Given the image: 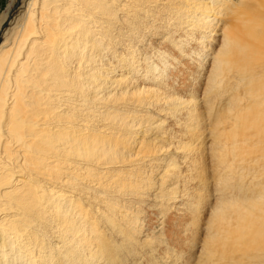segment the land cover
I'll return each mask as SVG.
<instances>
[{
	"label": "bare ground",
	"instance_id": "6f19581e",
	"mask_svg": "<svg viewBox=\"0 0 264 264\" xmlns=\"http://www.w3.org/2000/svg\"><path fill=\"white\" fill-rule=\"evenodd\" d=\"M156 15L164 20L167 19V21L173 20L175 24L178 21L188 31L189 29L194 31L198 27L202 29L203 35L207 30L215 35V29L219 26L220 52L211 61L207 84H211L219 90L218 87L223 84V78L226 77L223 71L224 67L234 68L236 73L241 71L240 76L242 77L246 75L250 78L256 77L253 80L256 83L254 90L257 91L256 97L259 101L254 103L255 106L252 110L250 109L251 111L246 112L245 108L242 113V110H239L233 125L248 119L264 122V0H27L20 17L18 16V19L10 25L8 30L5 32L3 30L4 36L0 42V264L137 263L138 258L134 256V252L141 244V235L148 237L149 231H144L143 226L139 227V230L137 229L136 224L140 218L137 213L134 214L131 202L112 201L114 197L108 195V192L111 191L108 187V184H111L109 181L111 174L108 175V171L95 172L91 175L95 178V182L87 184L89 192L84 193L82 190H78L82 188L81 183H78L72 175V170L76 169L78 162L86 166V170L89 169L93 172L95 169L92 166H95L97 170L103 167L102 165L123 164L127 159L125 150L130 145L127 134H132L134 129L142 133L146 129L143 125L148 122L146 116H142L141 113L137 115L134 110L149 104L155 106L156 110L161 105L167 111V107L173 110L186 102L181 95L168 94L166 90H163L164 87H167L163 83L171 77L168 73L171 63L166 56L160 63L154 61L149 64L151 70L149 73L153 75L148 78L150 83L148 87H138L133 81L129 84L126 77L139 64V58L133 56L138 51L132 48L131 51L129 50L132 57L125 58H122L118 52L122 49L123 38L135 37L137 30L132 27L129 32L133 33L130 36L128 32L124 33L122 28L125 25L128 26L130 22L131 25L141 24L142 19L145 22ZM6 17V15L0 14V29L6 22ZM129 44L132 43L129 42ZM176 45L179 47V51H183L181 41H177ZM129 47L126 48L129 49ZM108 53L114 54L111 56V60L115 55L118 57L111 67L105 70V68L103 69V64L106 61L104 57L108 56ZM112 71H116L113 76L110 75ZM235 77L237 78V76ZM238 99L233 98V101H238ZM254 101L256 100L254 99ZM176 109L178 110V108ZM229 109L228 112H233ZM208 112L210 114L211 111ZM178 114L180 115V112ZM93 119L96 120L94 123ZM244 126L246 127V125ZM179 127L181 128V126ZM182 129L184 128L182 127ZM231 135L233 137H231L232 140L230 139V144L224 142L221 145L220 136L215 138L217 146L225 152L224 154H227L228 145L232 151L237 148V135L233 132ZM140 137L144 140L143 136L140 135ZM244 138L246 143L247 135L242 139ZM193 139L195 138L193 137ZM141 140L140 142H142ZM197 140L194 142L196 145L203 138ZM136 141L135 144H139ZM147 142L145 141V143ZM191 143L187 141L190 147L193 145ZM173 144L174 142L171 143V146ZM254 144L257 143L254 142L252 145ZM262 144L261 153L263 152L264 155V141ZM188 145H180V147L184 151ZM199 147L203 148V145H197L196 149ZM171 148L167 149L171 150ZM191 148L190 153H194L195 149ZM186 151L187 148L185 153ZM164 152L163 149L162 153ZM200 152L202 151L200 150ZM178 154L181 155V152L179 151ZM158 155L156 154V157ZM191 155L194 156L192 153ZM184 156H188V154H184ZM152 158L154 161L155 158ZM181 162L183 163V161ZM71 163H76V165L72 167ZM191 163L194 165L195 162ZM89 164L92 165L88 166ZM178 164L180 165V163ZM243 167L246 168V166ZM171 172L170 174L175 178L172 170ZM208 172L204 173L208 174ZM144 173L143 171L142 174ZM129 175L131 176V174ZM91 176L88 175L90 179ZM117 179L121 184L115 182L112 187L114 192L120 194L124 192L126 194V190L138 194L148 187L142 182L132 186L129 183L132 181L131 178H128L130 181H126L127 178L122 177H117ZM261 183L263 184L262 181ZM249 184L241 181V184L237 185L236 192L230 195L222 190V185L219 186L218 191L221 193L216 201L213 199L215 202L208 221L206 220L207 232L206 235L204 233L203 245L199 250L201 258H204L205 255L206 264H238V262L242 263V259L245 258L252 259L254 264H264V185L255 193L250 190ZM91 192H102L104 196L102 195L101 199L91 195ZM82 193L84 195H81ZM136 194L134 193L135 196ZM200 194L202 195V193ZM200 194L199 196H201ZM209 195L211 194L209 193ZM199 202L202 201L198 200L196 203ZM184 220V218L177 220L171 218L168 221L171 224L166 228L168 235L166 247L171 246L175 250H179L180 253L184 250V245L185 248H190L193 245H190L191 241L194 240L192 236L188 242L185 241L187 240L185 232L189 227L193 231L195 226L194 217ZM149 235L152 238L151 234ZM153 237L156 238V236ZM168 244L170 245L168 246ZM140 247L142 248V246ZM149 247L152 248V246ZM166 247L162 252L168 250ZM150 251L152 252V249ZM176 253L178 254V251ZM176 253H171V255H176ZM154 259L156 260V258ZM182 262L185 261L182 260Z\"/></svg>",
	"mask_w": 264,
	"mask_h": 264
},
{
	"label": "rangeland",
	"instance_id": "374dc122",
	"mask_svg": "<svg viewBox=\"0 0 264 264\" xmlns=\"http://www.w3.org/2000/svg\"><path fill=\"white\" fill-rule=\"evenodd\" d=\"M26 1L27 0H0V14H4L7 16L6 22L4 23L3 27L1 28L2 30L0 29V31H1L0 32V42L3 40L5 30H8L10 25L12 23H14L18 19V16L20 17V15L22 14V12L24 10V6L26 4ZM149 19L145 22L142 19L140 22L141 24H138V25L137 24L131 25V22H130L128 26L125 25L122 28V30H124V33L128 32L130 34V36L133 33V32H129L132 29V27H134V29L137 30L135 37L123 38V40L121 42L122 49H120L121 51L118 52V53H120V56L122 58H125L128 56L132 57V54H129V50L131 51L132 48H133V50L136 49L138 51L135 55L133 54V56L135 58L136 57L139 58V61H138L139 64L136 67V69L134 70L135 72L131 71L126 76L129 80V84H131V82L133 81L134 84L138 87L139 86L148 87L150 84L148 81V78H150L153 75V74L150 75L151 70H150L149 64L151 62H154V61H157L160 63L163 60V57L166 56L171 63V66H170L169 71H168V73L171 75V77L169 78L168 81L163 83L164 85L167 86V87H164L163 90H166L168 94H172V95L179 94V95H181L183 100H185L186 102L183 105H181L180 107L173 108V110H171L170 107H167L168 108V109L166 108L167 111L164 110L161 107V105L157 107V110L155 109L156 108L155 106H152L149 104H146L141 108L140 107L137 108L136 110H134V111H136V114L137 115H138V113L143 114L142 116H146L147 117L146 120L148 122L143 125L144 128H146V129L144 131H142V133L140 131H138L137 129H134L132 134H127L129 137L130 145L128 146V149L125 150V155L127 158L125 160V162L123 164L122 163H116L115 165H102L103 167L98 168L97 170H96L95 166H92V168L95 169L94 172L90 171L89 169L86 170V166L79 164V162L77 163V165H76V163H71L72 167H74L76 165V167H75L76 169L72 170V175L76 178L78 183H81L82 188L81 189L77 188V189L82 190L85 193L88 191L87 190L88 189L87 184H93V182H95V178L92 177L91 175H93L95 172L99 173L102 171H108L107 174L108 175L111 174L110 175L111 179L109 180L111 184H108L109 190H111V191L108 192V195L114 197V199L112 201L113 202L123 201L125 203L131 202V204L133 206L132 209L134 211V214L137 213V216L139 215V218H140V220L136 224L137 229L139 227L143 226L144 231L145 230H146V232L149 231L148 237L141 235L142 240H141L140 246H142V248L140 246H138L136 248V251L134 252V254H135L134 256H136L138 258V260H137V263L134 262V264H158V263L159 264H164V263L165 264H196V263L206 264L205 255H204V258H201L199 250L201 249V245H203V240H204L206 232H207V221H208V218L211 214L213 204L216 201V199L218 198L219 193H221V191H218L219 186L222 185V188H223L222 190L230 195L231 193L236 192L237 185H240L241 181H243L245 184H249L252 180V182L249 184L250 190H253L255 193L260 190V187L262 185H264V155H263V152L261 153L262 147H263L262 142L264 141V138H263V136H264V122H262L260 120H259V122H257V120L248 119L246 121H242V123L237 122V124L233 125L234 122L236 121L235 118L238 116L237 113L239 114V112H238L239 110H242V113L244 112L245 108H246V110H245L246 112L251 111L252 108L255 106L254 103L256 104V103H258L257 101H259L256 97L257 91L254 90L256 88V85H255L256 83H254L255 81H253V80L256 78L255 77L256 75L253 76L255 78H252V77L250 78V76H247V75L245 77H242V76H240V74H242L241 71H240V73H236V72H234V70H235L234 68L224 67L223 71L225 72L224 75L226 77L223 78L224 79L223 84H221L219 86L220 88L218 87L219 90H217V87H214L211 84H207V77L209 75V67L211 65V61H212L213 57L218 52H220L219 49L221 47V33H219L220 32L219 26L215 29V31H216L215 35L211 34V31H209V30H207V32L203 35L202 34L203 31H201L202 29H199L197 27V29H195L194 31H191L190 29L188 31V30H185L184 25H182L181 23H178V21L176 22L177 24H175L173 20L167 21V19L164 20V18H160L157 15L155 17H152V18L150 17ZM171 21H173V22H171ZM145 23H146V25H145ZM162 23H164V24H162ZM132 24H135V23L132 22ZM3 30H4V32H3ZM143 32H144V34H143ZM200 33H201V35H200ZM149 34H150V36H149ZM176 35L178 37L183 36L185 38V40L183 37L178 38ZM190 36H191V38H190ZM198 37H200V38H198ZM186 40H188V41H186ZM177 41L178 42L181 41L183 43V48H182L183 51L178 50L179 47L176 45ZM129 42L132 44H129ZM126 47H129V49ZM137 47H139V48H137ZM156 49H157V51H156ZM201 49H202V51H201ZM206 50H208V51H206ZM112 55H114V54L108 53L109 57L108 56L104 57V60H106V61L103 64V69L105 68V70H108V68L111 67V64H113L115 62V60L117 59L118 55H117V57L115 55V57H113L114 59L111 60ZM205 55H206V57H205ZM142 58H144V59H142ZM196 64H198V65H196ZM112 72L110 73V75L111 76L115 75L114 73L116 71H114L113 73ZM200 72H201V74H200ZM141 74H143V75H141ZM235 76H237V78ZM233 77H235V78H233ZM258 78L259 77L257 76V79ZM251 81L253 84L250 83ZM159 85H160V83H159ZM251 89H252V91H250ZM248 91H249V93H248ZM245 93H247V94H245ZM233 98H235V99L241 98L240 99L241 102L239 101V99H238V101H233ZM254 99L256 101H254ZM192 101H193V103H192ZM198 101H199V106H198ZM233 104L235 107L233 106ZM147 105H149V106H147ZM231 106H232V108H231ZM237 106H238V108H236ZM227 107H228V109L230 108L229 110H232L233 112H231V111L228 112ZM176 108H178V110ZM183 108H185V109H183ZM192 108H195L196 112H195V109H192ZM186 109H188L189 111H187ZM158 110H159V112H158ZM175 110H176V112H175ZM209 110L211 111L210 114L208 112ZM160 111H161V113H160ZM177 112L178 113L180 112V115ZM148 114H149V116H148ZM233 115H234V120H233ZM208 116L210 119L208 118ZM157 117H158V119H157ZM191 117H193V118H191ZM189 118H191V119L189 120ZM156 119H157V121H156ZM95 121H96L95 119L92 120L93 123ZM192 122L193 123L195 122V123L193 124ZM216 122L218 125L216 124ZM198 123H199V125H197ZM206 123L208 124L207 126H206ZM247 124H248V126H247ZM195 125H196V127H195ZM200 125H202V126H200ZM244 125H246V127ZM136 126H137V124H136ZM179 126H181V128ZM260 126H261V128H260ZM163 127H164V129H163ZM167 127H168V129H167ZM182 127L184 129H182ZM201 127L202 128L204 127V128L202 129ZM174 128H175V130H174ZM198 128H199V130H198ZM204 129H206V130H204ZM193 131H195V132L193 133ZM255 131H257V132L259 131V133H257V132L255 133ZM181 132H183V133L181 134ZM232 132L237 135L239 143L237 141V145H236L237 148H234V151H232L230 145H228L227 146L228 151L226 152L227 154H224L225 152L221 151L220 148L217 146V144L215 142V138H216V136L219 135L220 138L222 139V140H220L221 145H223L224 142H228L230 144V139H231V137H233L232 135L230 136V134ZM145 133L147 136L145 135ZM155 133L157 136L155 135ZM208 134H210V135H208ZM241 134H242V136H240ZM140 135L143 136L144 140L140 137ZM190 135H192V136H190ZM246 135H247L248 139L246 138V143H245V138L244 139H242V138L246 137ZM144 136H146L147 139ZM161 136H163L164 138ZM178 137H180V138H178ZM190 137H191V139L189 140ZM193 137L195 139L192 140ZM252 137H254V138H252ZM256 137H257V139H256ZM260 137H262V139H260ZM199 138H201V139L203 138V140H205V139L206 140L205 141L202 140L200 142ZM130 139H131V141H130ZM149 139H150V141H149ZM172 139L174 140L173 142L176 146L174 144L171 146V143H173L171 141ZM196 139L199 140V143L197 145H199V146L203 145V148L199 147V148H197L198 150L196 149L197 145L194 144V142H196ZM132 140L133 141L137 140L136 143L139 142V144H135V141L133 142ZM140 140L143 143L140 142ZM147 140L149 143L147 142ZM167 140H168V142H167ZM191 140H192V143H191ZM250 140H251V142L252 141L253 142L251 143ZM145 141L147 143H145ZM187 141H189V143L193 144L191 146L192 148L187 144ZM131 142H132V144H131ZM203 142H204V144H203ZM254 142L257 144L252 145ZM165 143L167 145H164ZM160 144H163L164 146L163 145L160 146ZM242 144H243V146H242ZM138 145H139V148H138ZM180 145H188V147H185V150L187 148L186 153H185V150L183 151V149H182V147H180ZM143 146H145V147H143ZM179 147H180V149H179ZM247 147H248V149H247ZM151 148H152V150H151ZM167 148H169V149L171 148V150H168ZM190 148L195 149L194 153L191 152L192 154H194V156L191 155L190 151H192V150H190ZM163 149L165 151L164 153H162ZM135 150H137V151L134 152ZM175 150H177V151L179 150L181 152L182 156L178 154L179 151L177 153V151H175ZM200 150L202 152H200ZM155 151H157V152H155ZM188 151H189V153H188ZM130 152H132V153H130ZM143 152H145V153H143ZM159 152H161V153H159ZM169 152H170V155H169ZM229 152H231L232 154H230ZM242 152H244V153H242ZM158 153H159V155H158ZM250 153H252V154H250ZM253 153H255V154H253ZM156 154L158 155L159 159H158V157H156ZM184 154L185 155L188 154L189 157L184 156ZM206 154L208 155V157ZM139 155H141V156H139ZM240 155H242V156H240ZM148 156H149V158H148ZM170 156H172V157H170ZM190 156H192V157H190ZM258 156H260V157H258ZM152 157L155 158L154 161H152L153 160ZM187 157H188V159H187ZM244 157H246V158H244ZM255 157H256V159H255ZM181 158H182V160H181ZM258 158H259V160H257ZM190 159H191V161H190ZM146 160L148 161L149 165L146 163ZM239 160H240V162H239ZM129 161H131V162L129 163ZM150 161H152V162H150ZM181 161H183V163ZM197 161H199V162H197ZM161 162H162V164H161ZM191 162H193V163L195 162L194 165ZM178 163H180V165ZM205 163H206V165H205ZM239 163H240V165H239ZM189 164H190V166H189ZM91 165L92 164H89L88 166H91ZM126 165H128V166H126ZM134 165H136V166H134ZM195 165H196V167H195ZM225 165H226V167H225ZM158 166H160V167H158ZM243 166H246V168H244ZM112 167H114V168H112ZM171 167H172V169H170ZM123 168H125V169H123ZM135 168L137 169L136 171H135ZM183 168H185V169H183ZM202 169H204V170H202ZM141 170H142V172H141ZM171 170L173 171V174H175V178H174V175L170 174ZM143 171L145 172L144 174H142ZM146 171H147V173H146ZM205 171H207V172L210 171V172H208L209 175L207 173H204ZM136 172H137V174H136ZM124 173H126V174H124ZM178 173H179V177H178ZM129 174H131V176ZM134 174H135V176H134ZM203 174H204V176H203ZM242 174H243V177H242ZM88 175L91 176V179L93 181L90 179V177H88ZM259 175L261 176L260 179H259V177H260ZM117 177L127 178L126 181H130L128 178H131L132 181H134V182H132V181L129 182L132 186L138 185L141 182L144 184H147L148 187H146V188L148 190L144 189L142 192H138V194H136V192H130V191L128 192V190H126V194H125V192L122 194H120L118 192H114V188L112 187L114 185V183L117 182L118 184H121L118 182L120 180H118ZM147 177H149V178H147ZM79 179H81V180H79ZM254 180H255V182H254ZM122 181H124V180H122ZM126 181H124V182H126ZM261 181L263 182V184L261 183ZM155 182H156V184H155ZM234 183H235V185H234ZM257 183H258V185H257ZM201 185H203V186H201ZM253 187H254V189H253ZM205 188H207V189H205ZM77 189H76V191L78 193ZM150 192H151V194H150ZM84 193H82L81 195H84ZM101 193H96V192L92 193L91 192V195L98 196L99 198L102 199V197L104 196V193H102V194ZM134 193L136 194V196L134 195ZM200 193H202L203 197ZM209 193L211 195H209ZM131 194H132V196H131ZM199 194L201 196H199ZM228 194H226V195H228ZM87 195L90 197L89 194H87ZM143 195H144V197H143ZM117 196H119V197H117ZM115 198L116 199L118 198V199L116 200ZM123 199L124 200L126 199V200L124 201ZM130 199H131V201H130ZM134 199H136V200L134 201ZM198 200L199 201L201 200L202 202L196 203V202H198ZM137 203H139V204H137ZM162 203H164V204H162ZM144 211H146V212H144ZM202 211H204V212H202ZM143 215H144L145 219L143 218ZM192 215H193L194 220H195L194 221L195 226H194V228L192 227L193 231L190 229V227H189L190 230L187 229L189 232L188 231L185 232L186 237H187V240H185V241L188 242L190 240V238H192V236H193L194 240H193V242L191 241V244H190V245H192V244L193 245L190 248H185V245H184L185 251L183 250L181 253L179 252V250L176 249L178 251V254H177L176 253L177 251L174 248H172L171 246H170L171 248L166 247V245H165L166 242H168L167 241L168 235H167L166 228H168V226L171 224V222L169 223L168 221L171 218H175L176 220L179 218H182V219L184 218L185 220H189V219L193 218ZM196 216H197V218H196ZM201 221H203V222H201ZM195 228L199 233L195 230ZM162 229H164V230H162ZM204 230H205V232H204ZM162 231H163V234H162ZM193 232H196L197 234L193 233ZM204 233H205V235H204ZM149 234H151L152 238H150ZM188 234H189V236H188ZM162 235H163V237H162ZM164 235H166V236H164ZM153 236H156V238H154ZM165 237H166V239H165ZM161 238L163 239V241ZM154 242H156V243L153 244ZM146 243H148V244L146 245ZM143 245H144L145 251L143 249ZM169 245L170 244H168V246ZM149 246H152V248H151L152 252L150 251L151 249ZM145 247L147 248V252H146ZM160 247H162V248H160ZM164 247H166V250L168 248V250L166 252H162L165 250V249L163 250ZM193 247H195V248H193ZM153 248H155V249H153ZM172 249H173V251H172ZM157 250H161V251H157ZM169 251L170 252L172 251L171 253H173V254L176 253V255H173L174 258ZM156 252H158V253H156ZM184 252H185V254H184ZM149 253H150V255H149ZM153 253H155V254H153ZM145 255H146L147 260L145 258ZM178 256H180L179 257L180 259L178 258ZM190 256H192V257H190ZM154 258H156L157 263H156V260ZM181 258H184V259H181ZM204 259H205V261H203ZM182 260L185 262H182ZM145 261H147V262H145ZM188 261H189V263H188ZM242 261H243L242 263L238 262V264H243V263L244 264H254L253 260L249 259V258L242 259ZM256 264H258V263H256Z\"/></svg>",
	"mask_w": 264,
	"mask_h": 264
}]
</instances>
